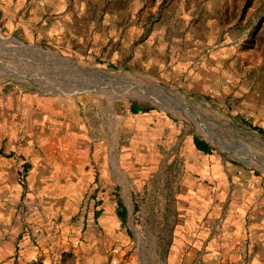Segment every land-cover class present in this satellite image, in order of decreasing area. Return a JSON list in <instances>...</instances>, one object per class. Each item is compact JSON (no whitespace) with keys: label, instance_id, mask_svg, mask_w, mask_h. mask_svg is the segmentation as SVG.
Listing matches in <instances>:
<instances>
[{"label":"rangeland","instance_id":"rangeland-1","mask_svg":"<svg viewBox=\"0 0 264 264\" xmlns=\"http://www.w3.org/2000/svg\"><path fill=\"white\" fill-rule=\"evenodd\" d=\"M50 11L69 22V43L50 38ZM0 17V90L69 100L102 145L107 173L103 187L72 200L73 212L48 220L22 186L23 240L0 264H248L246 252H212V225H185L180 195L208 153L264 179V0H0ZM8 37L123 79L116 89L55 92L80 76H12L3 66H29ZM106 184L118 219L109 235L100 221L109 210L96 209Z\"/></svg>","mask_w":264,"mask_h":264},{"label":"crops","instance_id":"crops-1","mask_svg":"<svg viewBox=\"0 0 264 264\" xmlns=\"http://www.w3.org/2000/svg\"><path fill=\"white\" fill-rule=\"evenodd\" d=\"M2 20L6 21L7 17H0L1 26ZM68 23L50 11V38L56 36L58 41L63 39L69 43L64 34ZM131 37L133 48L134 35ZM199 140L208 147L206 140ZM195 150L208 152L196 142ZM102 153V145L90 136L86 118L80 111H72L69 100L47 95L7 94L0 90V261L6 260L11 244L18 246L23 240L20 241L19 221L23 217L21 162H26L29 168L30 192L26 200L32 201L34 209L39 208L48 220L51 215L73 212L72 200L76 204L81 193L82 198L84 194L86 197L92 194L94 183L103 187L107 173L101 161ZM208 156L207 163L198 168L196 175L186 179V190L180 199L187 207H182L181 220L198 231L203 224L212 225V235L208 231L212 252L230 251L233 259H240L246 252L248 264H264L263 177L252 166L236 163L222 153H208ZM109 188L106 184L105 191L96 193V199L103 201L96 209L109 210L100 219L107 235L118 224L110 201L112 187ZM28 250L26 247L24 253Z\"/></svg>","mask_w":264,"mask_h":264},{"label":"water","instance_id":"water-1","mask_svg":"<svg viewBox=\"0 0 264 264\" xmlns=\"http://www.w3.org/2000/svg\"><path fill=\"white\" fill-rule=\"evenodd\" d=\"M16 50V60H25L26 63L24 64L29 67L24 69V67L21 66L18 68L3 66V68L14 77L26 76L37 81L39 77H42V81L48 82L47 76L49 73L61 74V76L77 73L80 76L81 80L73 85H60V88L56 85L53 86L55 92H62V90H60L61 88H63V92H97L106 87L116 89L117 84L121 83L123 79V77L118 76L121 74H113L98 68L80 66L72 58L56 56L37 45L22 44L21 46H17ZM56 65H61L62 67L58 69ZM39 66L43 71H40V69L38 70ZM165 88L168 89L166 86ZM156 101L160 103V100L156 99ZM157 105L160 106V104Z\"/></svg>","mask_w":264,"mask_h":264},{"label":"trees","instance_id":"trees-1","mask_svg":"<svg viewBox=\"0 0 264 264\" xmlns=\"http://www.w3.org/2000/svg\"><path fill=\"white\" fill-rule=\"evenodd\" d=\"M131 111L133 113H139V112H143V108L141 107H138L137 105L135 104H132L131 106ZM195 142L198 146H200V149L206 151L207 150V147H206V144L202 141H200L198 138H195ZM206 149V150H205ZM121 207V206H120ZM122 208V207H121ZM120 217L122 218V220L124 221L126 219L125 217V214L123 213V210L120 209Z\"/></svg>","mask_w":264,"mask_h":264},{"label":"built area","instance_id":"built-area-1","mask_svg":"<svg viewBox=\"0 0 264 264\" xmlns=\"http://www.w3.org/2000/svg\"><path fill=\"white\" fill-rule=\"evenodd\" d=\"M29 168L26 165V162L22 161L19 169V180L23 187H26L28 184Z\"/></svg>","mask_w":264,"mask_h":264},{"label":"bare ground","instance_id":"bare-ground-1","mask_svg":"<svg viewBox=\"0 0 264 264\" xmlns=\"http://www.w3.org/2000/svg\"><path fill=\"white\" fill-rule=\"evenodd\" d=\"M9 39H6V40H11V42H12V40H14V39H12V38H10V37H8ZM15 41V43L13 42V44H16L17 46H21L22 44H20L19 42H16V40H14ZM134 88V87H133ZM127 201H129L130 202V200L127 198Z\"/></svg>","mask_w":264,"mask_h":264}]
</instances>
